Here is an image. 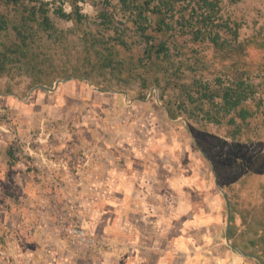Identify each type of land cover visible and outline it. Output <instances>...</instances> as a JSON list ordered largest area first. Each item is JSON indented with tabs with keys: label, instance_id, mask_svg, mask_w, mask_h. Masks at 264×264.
Returning a JSON list of instances; mask_svg holds the SVG:
<instances>
[{
	"label": "rangeland",
	"instance_id": "rangeland-1",
	"mask_svg": "<svg viewBox=\"0 0 264 264\" xmlns=\"http://www.w3.org/2000/svg\"><path fill=\"white\" fill-rule=\"evenodd\" d=\"M103 2L80 1L82 25L55 18L68 39L52 52L54 69L79 67L80 36ZM65 7L71 12L69 1ZM223 7L238 38L224 51L181 38L176 64L182 83L258 86L255 116L236 139L232 127L192 113L188 95L171 87L163 101L157 86L142 99L127 76L60 78L52 86L16 75L0 80V264H22L15 245L39 241L46 251L61 248L62 257L72 251L99 260L113 249L121 259L109 264L151 244L161 254L178 246L179 264L263 263L264 0ZM0 12L9 11L0 4ZM165 102L182 116L173 119Z\"/></svg>",
	"mask_w": 264,
	"mask_h": 264
},
{
	"label": "trees",
	"instance_id": "trees-1",
	"mask_svg": "<svg viewBox=\"0 0 264 264\" xmlns=\"http://www.w3.org/2000/svg\"><path fill=\"white\" fill-rule=\"evenodd\" d=\"M68 1L71 12L65 7ZM80 1L0 0L9 11L0 12V80L16 75L31 78L34 85L52 86L60 78L94 81L108 77L111 83L127 76L138 82L142 99L157 86L164 101L167 89L174 88L188 95L186 102L192 113L200 111L207 123L232 127L233 139L245 134L255 116L250 106L258 86L243 80L218 88L201 81L182 83L181 65L176 64L181 38L190 37L193 43H208L220 51L228 48L229 38H238L239 25L224 15V0H104L92 20V29L80 36L83 49L79 67L60 72L54 69L52 52L63 48L68 33L57 27L55 18L82 25L88 16ZM227 1L235 5L242 0ZM182 105L186 111L188 106ZM166 106L173 119L184 113L179 112V106ZM230 206L232 212L234 206ZM229 237L233 238L232 233Z\"/></svg>",
	"mask_w": 264,
	"mask_h": 264
},
{
	"label": "crops",
	"instance_id": "crops-1",
	"mask_svg": "<svg viewBox=\"0 0 264 264\" xmlns=\"http://www.w3.org/2000/svg\"><path fill=\"white\" fill-rule=\"evenodd\" d=\"M121 185L123 186V182L121 183ZM128 193L127 191H125L124 197H128V196L130 197L132 193V187L131 189L129 188ZM132 195H134V193ZM137 197L138 196H136V198ZM146 197H148V194L146 195ZM135 201L136 203L140 202V200H136V199ZM128 231L129 233H133L134 230L133 228H131ZM29 232H32V231L30 230ZM44 233L45 231L43 232V234ZM39 235L41 236L42 233H40ZM15 246H16L14 247L15 252L16 251L20 252L19 254L22 257V260H21L22 264H25L26 262L28 264H109V260L111 259L112 260L121 259L120 256H118L115 253H112L113 249H110L109 251L111 252H107L103 254V257L97 260L92 255L86 254V253L83 254L82 257L81 256L79 257L72 251H68L67 256H64L65 257L64 258L61 256V253L63 250H61V248H58L57 246H52L50 247V249L48 248V250L46 251L45 241L43 243L39 241V242H36L35 244H28V243L22 244L21 243V244H16ZM0 249H3V248H0ZM158 249L159 248L153 247L152 244L146 247L142 245L141 248L139 249L135 248L132 256L124 259L123 261H120L119 264H179L178 246L174 247L173 248L174 250L165 249L167 252L163 254L156 252V250L159 251ZM5 250H9V249L6 248ZM142 251L146 252V254L142 253ZM3 253H5V251ZM46 253L50 255L49 258L44 255Z\"/></svg>",
	"mask_w": 264,
	"mask_h": 264
},
{
	"label": "water",
	"instance_id": "water-1",
	"mask_svg": "<svg viewBox=\"0 0 264 264\" xmlns=\"http://www.w3.org/2000/svg\"><path fill=\"white\" fill-rule=\"evenodd\" d=\"M227 241L229 242V239H228V237H227ZM232 246V245H231ZM233 247V246H232Z\"/></svg>",
	"mask_w": 264,
	"mask_h": 264
}]
</instances>
